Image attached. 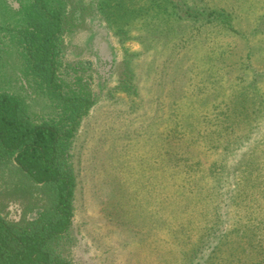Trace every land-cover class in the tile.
I'll list each match as a JSON object with an SVG mask.
<instances>
[{"label": "rangeland", "instance_id": "374dc122", "mask_svg": "<svg viewBox=\"0 0 264 264\" xmlns=\"http://www.w3.org/2000/svg\"><path fill=\"white\" fill-rule=\"evenodd\" d=\"M32 1L0 0V91L19 95L39 120L55 117L58 103L30 74L20 43ZM61 1L59 77L69 89L80 78L92 94L70 150L66 258L264 264V0H124L104 13L95 0ZM183 3L227 14L231 27L215 15L178 21L171 11ZM124 77L132 88L118 87ZM1 170L0 213L33 215L11 188L15 174Z\"/></svg>", "mask_w": 264, "mask_h": 264}, {"label": "trees", "instance_id": "16d2710c", "mask_svg": "<svg viewBox=\"0 0 264 264\" xmlns=\"http://www.w3.org/2000/svg\"><path fill=\"white\" fill-rule=\"evenodd\" d=\"M32 3L34 13L28 16L23 26L20 43L30 74L43 84L50 97L57 100L58 111L55 117L34 120L19 95L0 91V169H7L8 175L15 174L11 188L20 192L27 201L28 211L36 209L29 217L23 213L17 221L0 213V264H73L64 254L71 242L76 186L70 150L80 119L92 104V94L80 83V78L75 81L77 87L69 89L59 77L62 65L59 36L63 12L60 3L63 2L33 0ZM95 3L104 13L110 3L125 2L95 0ZM171 13L178 21L181 18L197 20L202 16L209 20L215 15L213 18H219L220 22L231 27L230 17L220 11L206 12L183 3ZM119 86L132 88L128 77H124V83ZM216 136L219 137L218 134ZM223 180L229 182L225 178ZM248 180L253 179L247 176L241 183L246 187ZM241 183H234L236 191ZM255 185L260 191V183ZM215 186H222L220 179ZM245 187L239 191L247 196ZM208 229L199 238L200 244L183 254L186 262L201 252L205 237L208 239L212 234Z\"/></svg>", "mask_w": 264, "mask_h": 264}]
</instances>
